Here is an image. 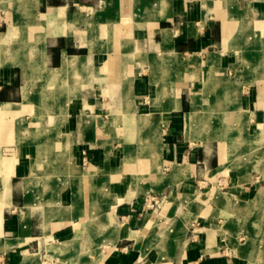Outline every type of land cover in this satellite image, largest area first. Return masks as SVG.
Wrapping results in <instances>:
<instances>
[{"label": "crops", "instance_id": "crops-1", "mask_svg": "<svg viewBox=\"0 0 264 264\" xmlns=\"http://www.w3.org/2000/svg\"><path fill=\"white\" fill-rule=\"evenodd\" d=\"M254 55L264 0H0V264H256L264 128L183 132L264 107Z\"/></svg>", "mask_w": 264, "mask_h": 264}, {"label": "rangeland", "instance_id": "rangeland-1", "mask_svg": "<svg viewBox=\"0 0 264 264\" xmlns=\"http://www.w3.org/2000/svg\"><path fill=\"white\" fill-rule=\"evenodd\" d=\"M262 57H263L262 55H254V64L257 69L264 68L263 67L264 59ZM227 75L228 77H234L236 75L235 69L229 67L227 69ZM256 79L264 80V76H257ZM195 83L196 84H194L193 90L197 91L198 94L196 96L198 97V99H200L199 102H201V99L206 97V95L201 93V89H202L201 82L196 81ZM243 95L244 94L241 93L239 98H242ZM213 96L214 95L210 96V98H212ZM214 101H217L216 97H214ZM240 105H241L240 107H238L239 106L238 104V106H231L230 108H227V109L217 107V109H212L209 111L199 110L200 111L199 112L200 121L204 123V126L202 125L200 127V125H195V122L197 123L199 121L198 116L197 117L195 116L196 118H194L191 122H190V119L188 118V122H185L186 127L183 128V132L185 130L187 136H190V138L193 137L192 141L195 146V145H198L201 142L200 140L204 138L201 136H197L200 134L206 133L207 135V133H209L208 135L210 136V138H213V136L218 137L220 134L219 132L221 131L225 132L227 129L231 131V129L232 128L235 129V127H237L240 130V132L246 131L249 133L255 130L254 126L257 123H259L258 126L260 128H264V107L261 110H259L258 108H255V107L251 108L250 106H244L242 102L240 103ZM187 124H189V126ZM263 130H261L259 133L264 134ZM165 131L166 130L164 128L163 134H165ZM207 136H206V139H209ZM254 142H258V141L251 142L247 155L251 154V156L256 157L255 167L258 170H260V172L256 171V172H252V174L254 176V179H257V183L260 184V187H262L264 185V150H263L264 142H262L259 146H257ZM242 143H245V142H242ZM233 149H231L232 153H230V158H232V161L238 159V156H239V152L236 151V149L234 150ZM257 152L259 153L258 155H257ZM251 156H244V162H246V166H245L246 168L247 167L250 168L251 166L253 167L255 165V162L253 161V158ZM215 184L219 187L221 191H223L222 188L224 187V182L222 180L217 181ZM211 185H212L211 183H209L208 185H205L204 187L205 192L207 189L211 187ZM200 192L201 191H199V193L197 194L198 195L197 200L201 201L206 195H204L205 192H202V193ZM263 197H264V187L262 188V191L259 192L258 199L263 198ZM247 210H249V208ZM249 211H254L257 213L255 215V218L253 219L254 225L256 223L258 225L259 224L261 225V223L264 224V201L261 203L257 202L255 206L253 205V207H251ZM258 214H262L263 219H259V217L256 218ZM263 255H264V251L258 252L259 257L256 258V264H258L259 262L263 264V261H264Z\"/></svg>", "mask_w": 264, "mask_h": 264}, {"label": "built area", "instance_id": "built-area-1", "mask_svg": "<svg viewBox=\"0 0 264 264\" xmlns=\"http://www.w3.org/2000/svg\"><path fill=\"white\" fill-rule=\"evenodd\" d=\"M161 200L159 199V197L151 195L149 196V199L147 201V205L151 208H154L156 206H158L160 204Z\"/></svg>", "mask_w": 264, "mask_h": 264}, {"label": "bare ground", "instance_id": "bare-ground-1", "mask_svg": "<svg viewBox=\"0 0 264 264\" xmlns=\"http://www.w3.org/2000/svg\"><path fill=\"white\" fill-rule=\"evenodd\" d=\"M195 116H197L196 114H195ZM195 116H194V118H195ZM195 125H200V127L203 125L204 126V123H202L200 120L196 123L195 122ZM264 131V130H263ZM215 135V134H214ZM264 150V149H263ZM232 152V151H231ZM234 152V151H233ZM262 158V157H261ZM261 161V160H260ZM259 162V161H258ZM258 164V163H257ZM259 165V164H258ZM262 191V190H261Z\"/></svg>", "mask_w": 264, "mask_h": 264}]
</instances>
